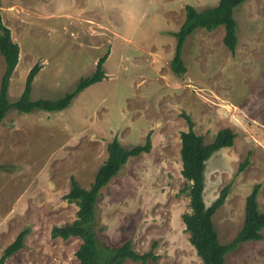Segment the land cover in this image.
Here are the masks:
<instances>
[{"label":"rangeland","instance_id":"rangeland-1","mask_svg":"<svg viewBox=\"0 0 264 264\" xmlns=\"http://www.w3.org/2000/svg\"><path fill=\"white\" fill-rule=\"evenodd\" d=\"M218 1L0 0L2 21L20 46L10 102L21 97L36 64L41 70L32 100H56L94 74L107 55V77L67 109H11L0 124V258L28 230L25 247L5 264H79L82 241L52 236L54 227L77 218L78 205L64 199L71 178L89 188L108 157L109 142L118 139L130 148L144 145L148 135L152 151L131 158L100 192L99 243L117 247L131 241L139 253L156 243L158 260L148 264H203L182 219L191 211L181 173L180 134L188 129L183 114L207 143L224 128L236 134L234 145L216 152L204 172L206 205L229 186L213 217L221 243L241 230L246 198L256 185L264 211V0L235 9V54L223 42V27L198 29L183 46L186 73L171 69L174 33L186 6L203 11ZM5 68L0 54V86ZM225 264H264V238L240 244Z\"/></svg>","mask_w":264,"mask_h":264},{"label":"trees","instance_id":"trees-1","mask_svg":"<svg viewBox=\"0 0 264 264\" xmlns=\"http://www.w3.org/2000/svg\"><path fill=\"white\" fill-rule=\"evenodd\" d=\"M248 0H220L219 3L198 11L193 6H186L185 19L178 32L174 33L177 39L175 56L171 63V69L178 75L186 73V67L182 58L183 46L188 36L198 29L212 32L223 27L225 35L223 42L225 46L235 54L238 36L237 21L234 11L237 7ZM0 54L6 64L5 72L0 86V124L11 109L19 113H31L34 110L46 112H60L67 109L74 98L90 86L103 81L107 75L104 64L107 55L100 58L94 74L83 77L79 80L74 90L67 92L63 97L52 99L32 100L31 93L33 82L41 70L36 64L26 78L25 89L21 97L15 102H10L8 90L10 79L15 71L20 56V46L12 38L11 30L2 21L0 9ZM188 129L181 132V161L182 176L186 185L184 192L190 199V212L182 216L186 231L190 235V243L195 248L197 255L202 259L203 264H225L229 253L236 250L245 242L263 240L264 232V211L259 210L258 194L260 186L256 185L251 194L246 198L245 218L243 226L237 236L228 244H222L216 229L213 217L225 204L228 197L229 186L224 187L219 197L210 205L204 200L205 178L207 161L219 150L232 147L236 134L230 128L220 130L211 143L205 141L204 136L195 131V122L192 118L183 114ZM152 140L147 136L144 145H137L126 148L120 144L118 139L109 142L107 146L108 157L104 164L98 169L95 179L89 188H83L77 180L71 178V189L64 197L69 203H76L79 207L77 218L70 224L57 226L52 229L53 238L68 240L79 238L82 243L76 252L79 264H125L127 260L135 263L148 264L149 261H157L158 255L154 253L157 246L146 253H139L133 248V243L127 241L121 246L111 247L99 243L95 232V215L98 199L101 190L116 177L131 158L138 157L152 151ZM247 160L240 166L243 170ZM28 230L21 231L16 239L5 249L0 258V264L18 253L25 247V238Z\"/></svg>","mask_w":264,"mask_h":264},{"label":"crops","instance_id":"crops-1","mask_svg":"<svg viewBox=\"0 0 264 264\" xmlns=\"http://www.w3.org/2000/svg\"><path fill=\"white\" fill-rule=\"evenodd\" d=\"M218 2H219V1H218ZM218 2H217L216 4H218ZM182 24H183V22H182ZM182 24H181V25H182ZM180 27H181V26H180Z\"/></svg>","mask_w":264,"mask_h":264}]
</instances>
